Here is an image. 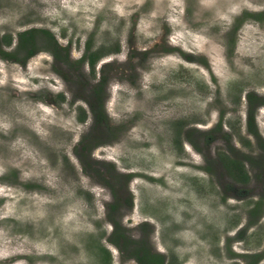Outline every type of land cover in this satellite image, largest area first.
I'll use <instances>...</instances> for the list:
<instances>
[{"label":"rangeland","instance_id":"rangeland-1","mask_svg":"<svg viewBox=\"0 0 264 264\" xmlns=\"http://www.w3.org/2000/svg\"><path fill=\"white\" fill-rule=\"evenodd\" d=\"M143 246L264 264V0H0V264Z\"/></svg>","mask_w":264,"mask_h":264},{"label":"trees","instance_id":"trees-1","mask_svg":"<svg viewBox=\"0 0 264 264\" xmlns=\"http://www.w3.org/2000/svg\"><path fill=\"white\" fill-rule=\"evenodd\" d=\"M49 32L46 31L44 29H37V28H31L29 30H25L20 32V36H21V43L27 42V41H33L35 39V35L39 32ZM7 43L10 44L11 43V38H9V40H7ZM56 46H59L61 48V46L58 44L57 41H55ZM30 54L34 53V49L30 50L29 52ZM101 54H99L98 52H90L87 57L89 59V63L91 64L92 69L94 70L96 61L98 60V58L100 57ZM104 81L103 80L100 84H99V94L98 96H100V90L101 87L104 85ZM97 89V90H98ZM98 92V91H97ZM94 112H95V120L97 122H99L102 118V115L104 113L97 111V108H95L93 106ZM85 110L82 111V117L80 118L82 121L85 120L86 118V112H84ZM252 113V111H251ZM250 113V122L249 124L252 125L253 121H254V117H252V114ZM226 165H227V169L229 170V173L232 175L233 178H237L239 181L241 182H247L249 180L248 175L246 174L244 168H243V164L241 162H239L238 160L235 159H231L230 157L226 156ZM117 241V240H116ZM123 242H126L125 240H123ZM102 250V252L107 254V250L105 248H100ZM109 255V254H108ZM141 255V256H140ZM136 256L139 258L138 260L141 262V264H165L164 263V257L161 254H152L149 252V250L143 246L141 249L140 254H136Z\"/></svg>","mask_w":264,"mask_h":264}]
</instances>
